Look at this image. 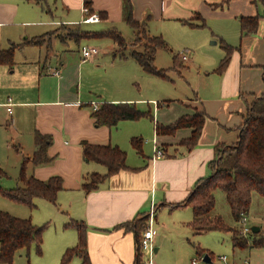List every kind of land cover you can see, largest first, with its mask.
Returning a JSON list of instances; mask_svg holds the SVG:
<instances>
[{
  "label": "crops",
  "instance_id": "0c3cea01",
  "mask_svg": "<svg viewBox=\"0 0 264 264\" xmlns=\"http://www.w3.org/2000/svg\"><path fill=\"white\" fill-rule=\"evenodd\" d=\"M131 1L134 17L147 20L150 34H160L170 44L188 31L185 27H200L186 24L184 20L200 22L203 17L212 26L214 22L215 25L223 23L220 27L224 29L220 33L234 47L228 68L222 74L217 72L222 77L219 84L211 88L212 92L203 100L196 97L194 106L186 104L190 99L162 103L156 98L150 99L155 106L154 119H150L154 127L152 142L154 148L163 150L160 156L156 151L149 153L144 141L143 154L138 153L132 145V137L143 132L145 122L139 121L147 117L121 120L115 125H98L92 114L93 102H98L100 106L115 100L145 103V99L120 95L89 98L84 97L77 87L73 88L76 94L69 96L64 89L67 76L48 71L49 66H63L65 70L66 67L63 58H57L58 54L54 52L57 40L62 41L56 36L45 37L47 32L61 24H84L85 4L100 15V22L122 21L125 19L124 0H0V53L12 50L11 60L0 57V133L8 129L6 125L11 124L12 132L18 138H25L30 147L31 155L26 157H32L38 148L37 132L48 135L47 155L51 160L46 164H36L30 160L28 164L35 166V172L31 175L42 180L58 175L63 180L55 206L57 224L55 232L50 233L53 252L49 253L46 245V254L36 259L35 264H64L62 256L65 250L75 246L79 239L75 227L65 226L71 219L83 221L87 226V250L93 264H135L140 252L138 233L135 225L132 224L130 228L122 225L144 215L149 216L153 206L157 210L163 207L171 209L173 204L184 202L196 183L213 172L211 162L216 158L217 146L238 141L249 104L264 93V16L260 19L258 31L253 34L242 36L240 22L241 16L263 14V2L232 0L222 8L214 6L221 0ZM228 26L234 29L229 31ZM235 34L236 40L233 39ZM212 36L209 35L210 38ZM72 41L63 43L70 45ZM70 49L68 47L67 51ZM184 51L188 55L187 59L181 56L182 61L191 60V50ZM83 61H86L84 56ZM33 81L38 83L37 90L31 87ZM10 98L12 112L8 111L7 105ZM201 109L205 110L207 117L195 146L190 148L184 142L192 134L193 129L189 127L180 128L174 134H157L156 123L170 124L182 115L194 114ZM233 128H237V131H233ZM83 141L119 146L127 153L128 167L104 179L96 189L85 190L83 183L89 176L93 172L105 174L107 167L84 159ZM184 209H191L181 219L185 220L182 221L184 225L190 227L189 222L194 218L190 206L171 210ZM249 221L251 227H260V235L264 236V197L258 194L253 195L247 213ZM155 223L156 218L153 222L156 227ZM148 225L149 217L146 227ZM164 225H159L160 232H163ZM161 237L158 231L155 241L158 242ZM251 241L252 238L247 247L238 248L234 246L231 236L234 254L231 259L223 255L225 259H221L224 264H264V247H254ZM158 250L159 247H155V252ZM30 252L17 254L13 264L17 257L24 255L30 263ZM142 256L143 253L142 264H150L149 255L147 261ZM66 264H81V259L75 256Z\"/></svg>",
  "mask_w": 264,
  "mask_h": 264
},
{
  "label": "trees",
  "instance_id": "16d2710c",
  "mask_svg": "<svg viewBox=\"0 0 264 264\" xmlns=\"http://www.w3.org/2000/svg\"><path fill=\"white\" fill-rule=\"evenodd\" d=\"M232 0H221L214 4L216 7H226ZM254 2H263L264 0H253ZM263 14L254 16H241V35L253 34L258 31L259 23ZM124 17L126 22L136 33V39H139L142 28L149 38L142 49H133L130 52L142 69L161 77H169L164 69H159L155 65V58L158 49H169L168 42L162 35L150 34L147 28V20H138L133 15V4L131 0H124ZM201 17V16H200ZM199 17V18H200ZM101 18V17H100ZM191 26L203 27L206 25L205 19L200 18V22L184 20ZM98 23V22H97ZM93 24V23H84ZM68 25V24H61ZM70 26V25H69ZM72 26V25H71ZM70 26V27H71ZM83 32L82 38H77V34L71 37L57 35L62 42L73 40L79 42L90 38H111L116 45L124 47L126 39L116 27L101 29L98 31L84 30L81 23L73 25ZM54 32L50 31L45 37H51ZM29 42L38 43L40 40H30ZM225 51L216 72L224 73L230 64L234 47L223 41ZM12 50L1 52L0 57L3 60L12 59ZM121 56L127 57L122 54ZM175 66L179 64L178 54L174 55ZM180 65V64H179ZM98 125H115L121 120H139L143 117L154 119L151 110L138 108L135 102H105L93 111ZM207 114L204 109L196 111L194 114L180 116L176 121L170 124L156 123L157 134H174L180 128H192V134L184 142L191 148L197 144L201 134ZM239 139L235 144L219 145L216 148V158L211 162L213 172L201 178L192 188L184 202L176 203L171 209L190 206L194 213V218L189 222L194 233L201 234L209 231L231 232L232 241L235 247L245 248L250 245L254 247H264V236L260 232H252L250 237L242 233V229L232 227L225 223L221 216L211 217L210 213L216 205V190H223L227 201L232 210L234 219L241 222L243 214L250 210L254 194L264 197V93L257 96L248 106L247 113L244 116V122L240 127ZM50 137L40 132L36 134L37 150L32 157H26L22 163L19 180L21 182L15 188L4 189L0 186V193L13 200L16 203L25 204L29 207L35 206L36 198L46 199L57 204L59 191L63 188V180L55 175L48 180L39 179L33 175H27L26 166L31 160L36 164H46L51 158L47 155ZM132 145L138 153L143 154V138L134 136L131 139ZM83 157L86 161H94L105 164L107 172L101 174L93 172L83 183L87 191L96 189L100 183L120 171L127 168V153L117 145H99L87 141L82 142ZM5 172L0 167V175ZM144 215L133 222H126L122 226L130 228L135 225L138 233V243L142 236L148 219ZM135 222V223H134ZM48 224L36 225L30 218H21L8 212H0V264H13L17 254L22 251L30 252L32 246H35L37 254H42L43 234ZM66 227L73 226L78 231V243L75 246L65 250L62 256V263L70 262L75 256H79L81 264H93L87 250V226L83 221L71 219L65 223ZM203 254L205 251L199 247ZM135 264H142V251L139 248ZM209 255V254H208ZM212 259V256L209 255Z\"/></svg>",
  "mask_w": 264,
  "mask_h": 264
},
{
  "label": "rangeland",
  "instance_id": "374dc122",
  "mask_svg": "<svg viewBox=\"0 0 264 264\" xmlns=\"http://www.w3.org/2000/svg\"><path fill=\"white\" fill-rule=\"evenodd\" d=\"M51 7L55 10L53 6ZM55 13L60 18L59 12L56 11ZM205 22L206 25L203 27H185L188 28V31L181 38L174 41L173 44H170L163 36L168 42L169 49H158L155 65L159 69H164L169 76L168 78L144 71L138 62L130 56L133 49L140 50L146 42H150L143 28L139 39H136L135 31L125 19L112 23L103 20L95 24H81L84 30L91 31L114 26L127 42L122 47L116 45L108 37L83 39L79 44L72 41L70 45L57 40V44L54 45V52L58 54L57 58L60 56L63 58L66 70L63 66L58 67L61 70V75L68 78L64 87L65 93L69 96L75 95L76 92L73 91V88L77 87L80 92L84 93V97L89 98H112L118 95L121 97H134V99L142 98L145 99V103L136 102L135 100L110 102H136L140 109L148 110L151 107L153 115L155 106L150 100L153 98L161 103L170 100H177L175 102H178L179 100L190 99L186 101V104L194 106L196 97L203 100L204 96L212 92L211 88L219 84L222 77L214 70L219 66L225 55L223 41L230 44L226 37L220 33V30L224 29V27H220L223 23L215 25L216 22H214V26H212L208 21ZM52 27H55V25ZM228 28L229 31L232 28L234 29L231 26H228ZM76 33H78L76 35L78 39L79 37L82 38L83 32L77 29L76 26L60 25L51 36L71 37ZM209 35H213L212 38ZM228 37L231 39V36ZM233 39H237L236 34ZM89 46L97 47L99 53L83 61V48ZM68 47L71 48V51H67ZM185 49L191 50V60L183 62L180 57L183 56ZM122 54L127 57L121 56ZM175 54H178L180 64L177 67H174ZM50 84L52 85V81H50ZM37 85V81L31 83L34 90H37ZM147 118L139 121L145 122V124L142 134L137 136L143 138L144 144L148 146L149 153L152 154L156 151L152 142L154 127L150 121L151 118ZM6 127L8 129L0 133V167L5 172V174L0 175V186L4 189H10L21 184L19 177L22 163L26 157L25 155H31V150L26 144L25 138H18L16 133L12 132L11 124L6 125ZM233 131H237V128H233ZM26 172L30 176L35 172V166L32 163H27ZM55 206L56 204L54 205L46 199L36 198L35 206L29 207L25 204L16 203L0 193V212L5 211L17 217L30 218L36 225L48 224L43 234L42 254H37L35 246H32L29 256L30 263H28L27 256L24 255L17 257L15 264L19 262L21 264H35L36 259L39 260L43 254H46V245L48 252H53L50 233L55 232V225L57 224L55 219L57 207ZM190 210H171L167 207L157 210L155 224L162 237L158 242H154V247H159V250L153 254L155 264H193L194 259H197L200 264H224L221 259L223 255L230 259L233 257L231 232L216 230L201 234L193 233L188 225L182 223L185 220L181 221L186 212ZM210 215L211 217L221 216L227 225L241 228L242 223L236 222L234 219L223 190H216V205ZM162 223L165 225L163 232L162 230L160 232L158 227ZM249 223L251 222H247V224ZM199 247L205 251L203 254H201L202 251H199ZM142 253V259L147 261V252L142 251ZM206 254L212 256V263H206L203 260Z\"/></svg>",
  "mask_w": 264,
  "mask_h": 264
},
{
  "label": "built area",
  "instance_id": "2783aa9c",
  "mask_svg": "<svg viewBox=\"0 0 264 264\" xmlns=\"http://www.w3.org/2000/svg\"><path fill=\"white\" fill-rule=\"evenodd\" d=\"M83 13H84V17L82 21L84 23H97V22H100L101 20L100 15L97 12L91 11V9L86 4L83 7ZM97 53H99V49L95 46H89V47L83 48V56L86 60L92 58ZM183 58L187 59V54H183ZM48 71L55 75H60L61 73V70L59 68H54L51 66L48 67ZM7 105H8V111L12 112L11 98L9 99V102L7 103ZM98 108H99V103L93 102V109L97 110ZM156 154L159 156L163 155V150H161L160 148H157ZM156 211H157L156 207L153 206V208L151 209L149 213V225L142 232V236L139 241V248L141 251L147 252V255H149L150 264H155L152 260V257L155 252L154 241L158 233L157 228L153 226ZM241 223H242V228H241L242 233L245 236L253 232L252 227L249 224H247V214L242 215ZM222 258L225 259V257H222ZM193 264H200V263L198 262L197 259H194Z\"/></svg>",
  "mask_w": 264,
  "mask_h": 264
},
{
  "label": "water",
  "instance_id": "95a60500",
  "mask_svg": "<svg viewBox=\"0 0 264 264\" xmlns=\"http://www.w3.org/2000/svg\"><path fill=\"white\" fill-rule=\"evenodd\" d=\"M252 231H253V232H259V231H260V227L254 225V226H252ZM203 260H204L206 263H210V262L212 261L208 254H206V255L204 256Z\"/></svg>",
  "mask_w": 264,
  "mask_h": 264
}]
</instances>
